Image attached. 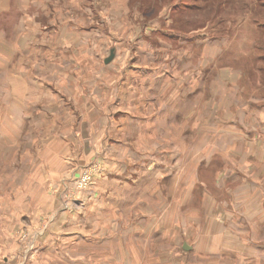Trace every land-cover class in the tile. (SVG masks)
<instances>
[{
    "label": "rangeland",
    "instance_id": "rangeland-1",
    "mask_svg": "<svg viewBox=\"0 0 264 264\" xmlns=\"http://www.w3.org/2000/svg\"><path fill=\"white\" fill-rule=\"evenodd\" d=\"M54 1L0 13V264H264V136L228 149L264 128V0ZM150 62L187 98L136 155L107 103Z\"/></svg>",
    "mask_w": 264,
    "mask_h": 264
},
{
    "label": "crops",
    "instance_id": "crops-1",
    "mask_svg": "<svg viewBox=\"0 0 264 264\" xmlns=\"http://www.w3.org/2000/svg\"><path fill=\"white\" fill-rule=\"evenodd\" d=\"M61 0H55L54 2H56V4L60 2ZM74 1V0H73ZM20 4L22 3V0H0V13H5L7 10H11L12 6L14 4ZM19 6V5H18ZM22 6V4L20 5ZM22 9L24 10V7L22 6ZM21 11L22 14H24V11ZM56 10V9H55ZM54 11V10H53ZM57 12V10H56ZM69 12V11H68ZM53 14V13H52ZM49 17V16H48ZM121 40V39H120ZM113 47H111L110 49H112ZM115 49V48H114ZM218 50L220 51V48L218 47ZM216 58L219 56L218 51L216 52V55H213ZM214 57V61L216 60ZM214 61H212V65H214ZM152 63H148L146 67H148L147 69L152 71V75L148 77L147 81H145V76H141L139 74V70H147L145 69L141 64H138L135 68V72L137 73V75H133L132 76V80L134 82L132 90H131V95L129 97L128 100L125 97V92L124 91H119V89H116L115 91H113V93L111 94V99L110 101L107 103V108H112L114 105L120 103L122 105L121 107V113L124 114L125 116H131V124L133 125V130L131 131V135L130 137H132L133 139H136L138 137L137 140H133V142L131 143V151L134 152V154L136 155H140L139 152L144 151L141 150L139 151V145L147 147L148 146V152L149 153H156V151H159L160 146L157 145V142L161 144L162 141L161 137L159 134H157V132H155V130L157 129L158 126H162V125H168V118L170 115L169 114V109H171L173 106L177 107L179 106L184 99L187 98L186 95V85L188 86V83H180L181 86L184 88V90H173L172 87V83L169 82L165 85L166 80L164 79V76L166 75L165 70L162 69V71L164 72L163 75L159 74L162 72H156V70H158V67L154 66L152 67L151 65ZM201 70V69H200ZM144 81V83H142ZM118 85V84H117ZM227 94V95H226ZM82 95L84 97H86L88 99V103L93 104L94 100L90 97L89 93L86 91V87L83 86V92ZM127 95H129V92H127ZM213 97H215L214 99L216 100V102H214L215 105L218 106V108L220 109V107L222 106L223 108L228 104V103H224L225 101H221L220 99H226L229 98L230 95L229 93H223L221 94L220 92L217 93L216 95H213ZM83 97L80 95H78V99L81 101ZM232 107V106H230ZM111 110V109H110ZM179 117V116H177ZM106 122V129H105V133H104V137L107 138L109 137V123ZM127 125V124H124ZM135 125V126H134ZM163 127V126H162ZM243 131H245V135L247 136L245 139H238L237 142H239L237 144V142H235V137H233L232 140H229L228 142V149H231L234 153L236 152V147L238 148H243L246 147L244 149L243 152V157H247L250 154L252 155V144L255 143V140L257 138H262L264 136V128H252L251 130L247 131L246 129H242ZM215 137H213L211 139V141L213 142L212 144V157L214 159V155L216 157L220 156V150L221 149V143H220V127L219 125L215 126ZM228 135H230V133H228ZM122 136V135H121ZM232 136V135H231ZM104 138V139H105ZM105 141V140H104ZM223 143V141H222ZM118 144H121L119 141L116 142V149L118 147ZM135 144V147H133V145ZM143 144V145H142ZM250 144V145H249ZM155 145V146H154ZM164 145V144H163ZM103 141L100 142L99 144V149L100 152H96V155H98L99 157H103L104 152H105V146L103 147ZM236 146V147H235ZM159 147V148H158ZM249 147V148H248ZM122 153L123 150L120 147ZM130 150V149H129ZM153 150V151H152ZM229 150V152L231 151ZM217 151V153H215ZM122 153L120 152V156L122 158ZM234 153L232 155H234ZM217 154V155H216ZM221 160H226V158L224 157H219ZM227 160H230V158L228 157ZM263 160V157H262ZM250 162H251V156H250ZM253 165H255V163L252 162ZM263 165V162H259L256 165ZM253 167V166H252ZM249 172H254L252 171V169H248ZM244 177L246 178V171H244ZM134 176H136V174H134ZM249 176V175H248ZM263 176V175H262ZM249 181L248 184L252 185L251 182V178L248 179ZM260 187H262V183L259 182ZM256 185V184H255ZM263 188V187H262ZM236 214V213H235ZM241 216V220L242 223H244V225H246L247 227H249L250 221L247 217H245V215L239 214ZM6 258H4L3 262H1L2 264H6L4 262H6Z\"/></svg>",
    "mask_w": 264,
    "mask_h": 264
},
{
    "label": "water",
    "instance_id": "water-1",
    "mask_svg": "<svg viewBox=\"0 0 264 264\" xmlns=\"http://www.w3.org/2000/svg\"><path fill=\"white\" fill-rule=\"evenodd\" d=\"M113 57V52L111 51L110 56L105 60V63L109 62ZM188 246L186 244L183 245L184 250H188Z\"/></svg>",
    "mask_w": 264,
    "mask_h": 264
},
{
    "label": "trees",
    "instance_id": "trees-1",
    "mask_svg": "<svg viewBox=\"0 0 264 264\" xmlns=\"http://www.w3.org/2000/svg\"><path fill=\"white\" fill-rule=\"evenodd\" d=\"M263 7H264V3H263Z\"/></svg>",
    "mask_w": 264,
    "mask_h": 264
}]
</instances>
